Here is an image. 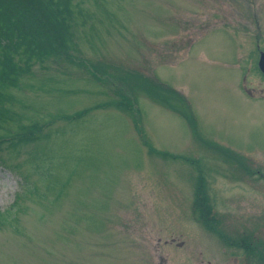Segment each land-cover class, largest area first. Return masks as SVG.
I'll use <instances>...</instances> for the list:
<instances>
[{
	"label": "rangeland",
	"instance_id": "obj_1",
	"mask_svg": "<svg viewBox=\"0 0 264 264\" xmlns=\"http://www.w3.org/2000/svg\"><path fill=\"white\" fill-rule=\"evenodd\" d=\"M69 12L73 47L0 98V139L43 125L0 150V264H238L225 226L264 223V0ZM201 174L212 226L194 207Z\"/></svg>",
	"mask_w": 264,
	"mask_h": 264
},
{
	"label": "trees",
	"instance_id": "obj_2",
	"mask_svg": "<svg viewBox=\"0 0 264 264\" xmlns=\"http://www.w3.org/2000/svg\"><path fill=\"white\" fill-rule=\"evenodd\" d=\"M71 1L0 0V98L4 96V90L26 73L34 59L39 61L44 56L65 52L73 47L74 35L69 23ZM143 79L149 93V87L159 93L156 86ZM42 127L36 123L17 127V131L0 139V150L4 143L16 148L37 141ZM202 176L196 187L194 207L202 213L200 217L210 223L215 220L207 213L210 207L205 202ZM7 215L12 216L11 211L0 212V222ZM212 224L214 222L210 226Z\"/></svg>",
	"mask_w": 264,
	"mask_h": 264
},
{
	"label": "flooded vegetation",
	"instance_id": "obj_3",
	"mask_svg": "<svg viewBox=\"0 0 264 264\" xmlns=\"http://www.w3.org/2000/svg\"><path fill=\"white\" fill-rule=\"evenodd\" d=\"M260 30L255 36V43H253V51L256 50L258 56L257 64L261 55L264 56V38H262L264 37V32ZM260 73L264 78V74L261 71ZM243 91L249 97L252 95V90L243 87ZM250 98L253 97L251 96ZM254 99H264V96ZM211 222L216 223L217 220ZM247 222L244 220L239 229H233L230 225H227V228L225 226L224 248L229 249L233 253L239 252L240 257H235L238 264H264V223L253 226Z\"/></svg>",
	"mask_w": 264,
	"mask_h": 264
},
{
	"label": "water",
	"instance_id": "obj_4",
	"mask_svg": "<svg viewBox=\"0 0 264 264\" xmlns=\"http://www.w3.org/2000/svg\"><path fill=\"white\" fill-rule=\"evenodd\" d=\"M258 66H259V69L262 71V73H264V56L263 55H261V57L259 58Z\"/></svg>",
	"mask_w": 264,
	"mask_h": 264
}]
</instances>
